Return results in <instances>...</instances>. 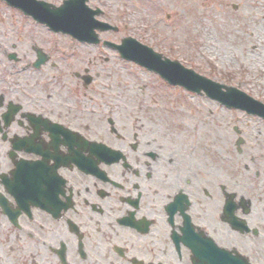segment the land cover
Wrapping results in <instances>:
<instances>
[{
	"label": "flooded vegetation",
	"instance_id": "af4514ba",
	"mask_svg": "<svg viewBox=\"0 0 264 264\" xmlns=\"http://www.w3.org/2000/svg\"><path fill=\"white\" fill-rule=\"evenodd\" d=\"M64 1L10 5L0 27V264H264V118L157 74L164 89L132 87L105 71L125 61L110 43L127 0L85 1L118 26L97 42L32 16ZM174 90L230 112V130L207 136Z\"/></svg>",
	"mask_w": 264,
	"mask_h": 264
},
{
	"label": "rangeland",
	"instance_id": "374dc122",
	"mask_svg": "<svg viewBox=\"0 0 264 264\" xmlns=\"http://www.w3.org/2000/svg\"><path fill=\"white\" fill-rule=\"evenodd\" d=\"M16 20L19 15L0 2V27H11ZM122 28L126 35L163 53L173 47L185 65L264 101V0H127ZM190 41L201 44L196 59L190 58L186 48ZM107 68L105 71L122 74L132 87H165L153 72L131 62L111 58ZM172 93L191 108L192 115L200 117L207 136L230 130L234 115L230 118L232 114L214 101L178 90ZM221 125L224 127L219 129Z\"/></svg>",
	"mask_w": 264,
	"mask_h": 264
},
{
	"label": "water",
	"instance_id": "95a60500",
	"mask_svg": "<svg viewBox=\"0 0 264 264\" xmlns=\"http://www.w3.org/2000/svg\"><path fill=\"white\" fill-rule=\"evenodd\" d=\"M5 1L21 8V3L24 4L25 0ZM84 1L68 0L60 8L50 10L48 14H32V16L56 31L61 30L70 33L81 40L96 41L94 36L89 37V33H92L93 29L85 28L95 27L96 25L92 22L93 13L88 12L84 8ZM25 12L27 13V11ZM102 25L103 28L109 27L106 24ZM116 47L122 57L133 60L159 73L166 81L172 84H179L194 91L202 89L208 97L217 99L222 104L240 107L248 112L264 116V105L259 102L252 100L233 87H229L226 92H222L220 89L223 85L198 77L191 70L183 68L177 62L161 60L159 55L154 54L148 47L139 44L133 38L127 37L122 41V44ZM225 264H231V261L226 260Z\"/></svg>",
	"mask_w": 264,
	"mask_h": 264
}]
</instances>
